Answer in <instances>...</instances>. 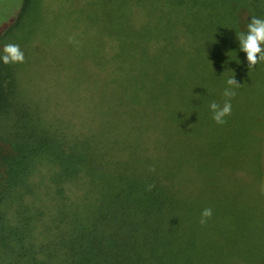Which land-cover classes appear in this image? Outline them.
Returning a JSON list of instances; mask_svg holds the SVG:
<instances>
[{"label": "trees", "instance_id": "trees-1", "mask_svg": "<svg viewBox=\"0 0 264 264\" xmlns=\"http://www.w3.org/2000/svg\"><path fill=\"white\" fill-rule=\"evenodd\" d=\"M34 1L22 0L12 27ZM121 1L109 0L117 18L103 34L113 45L103 39L98 61L95 53L78 54L67 44L60 51L66 58L78 56L81 71L63 66L60 77L39 81L41 87L59 88L45 97L48 107L60 109L52 114L60 122L49 120L48 108L23 97L19 83L0 71V102L8 104L9 115L18 122L29 118L33 131L45 125L30 140V152L46 161L50 192L58 195L40 237L39 211L25 204V212L18 209L9 224L0 190V264H169L174 259L166 253L185 246L177 238L185 235L197 203L260 202L264 219L259 178L239 165L235 144L213 119L204 93L171 65L173 37L182 39L187 31L167 11L191 15L192 7L184 0ZM245 1L250 0L231 7L246 10ZM143 14L157 15L159 26L140 30ZM92 82L97 91L89 95ZM101 96L102 105L89 112L87 102ZM28 160L3 163L20 183L28 179ZM149 185L154 187L148 190ZM31 187L27 183L25 189Z\"/></svg>", "mask_w": 264, "mask_h": 264}, {"label": "rangeland", "instance_id": "rangeland-1", "mask_svg": "<svg viewBox=\"0 0 264 264\" xmlns=\"http://www.w3.org/2000/svg\"><path fill=\"white\" fill-rule=\"evenodd\" d=\"M118 1L121 5L122 1ZM184 1L192 7L191 15L186 11H167L172 15L170 19L173 16L178 19L177 27L187 31H182V39L173 37L176 48L173 49L175 54L171 65L185 75L189 84L204 93L209 105L215 102L222 108L225 101L230 99L231 114L224 117L226 123L221 125L228 139L235 144L239 165L254 170L256 179L259 178V184L264 189V61L249 69L247 53L240 49L237 38L239 33L247 34L251 17L264 19V0L245 1L246 10L231 7L243 0ZM21 3L22 0H0V56L3 55L4 46L12 43L19 45L25 57L22 63L5 64L0 59V71L8 73L19 83L23 97L30 95L31 100L37 101L43 109L48 108L46 113L50 116L46 117L58 123L59 118H54L52 114L60 113V109L48 107L45 96L59 88L41 87L39 81L43 80L42 77L50 81L53 77H60L63 66L81 71L78 56L66 58L60 51L67 44H71L69 47L78 54L95 53L98 61L105 47L103 39L113 45L103 30L111 29L117 18L116 12L112 11L109 0H35L22 22L12 27L11 21ZM161 11L159 8V13ZM158 19L157 15L143 14L140 30L157 28ZM68 34L76 36L68 37ZM166 35L171 41L172 34ZM99 36L102 38L98 39ZM70 38L76 43H71ZM113 41L118 42L116 38ZM261 47L264 48V44ZM118 49L115 48L116 51ZM233 76L241 86H233L231 90L236 94L228 98L224 96L225 89L229 87L226 81ZM84 77L90 78L88 75ZM62 82L66 84L65 78ZM96 86L92 82L89 95L97 91ZM86 98L88 100L89 97ZM102 100L101 96L96 103L87 102L89 112L101 106ZM9 110L7 103L0 102V190L5 192L2 209H7L9 224L14 225L18 209L25 212V204L36 208L40 214L37 233L43 237L44 228L54 212L52 209L58 202V195L56 197L50 192L46 176L48 165L46 161L39 162L40 158L32 155L30 148L33 142L30 140L38 138L44 132L45 125L38 124V129L33 131L29 118L18 122L9 115ZM31 134L34 136L31 137ZM22 135H27L30 143ZM18 156L24 161L26 157L29 158L30 163L28 179L20 183L21 180H14L4 166L7 160L18 159ZM27 183L33 186L31 191L25 189ZM259 193L263 194L261 191ZM232 200L234 203L207 201L197 203L192 208L190 212L195 216L190 217L185 235L177 238L185 246L166 253V256L174 259L169 264H264V219H259L260 210L257 208L261 203L253 204L251 200L241 202L237 198ZM206 208L212 210V216L202 224L201 213Z\"/></svg>", "mask_w": 264, "mask_h": 264}, {"label": "clouds", "instance_id": "clouds-1", "mask_svg": "<svg viewBox=\"0 0 264 264\" xmlns=\"http://www.w3.org/2000/svg\"><path fill=\"white\" fill-rule=\"evenodd\" d=\"M247 34L239 33L237 38L240 41V49L243 52L247 53V61L249 69L254 68L259 62L264 61V48L261 47L264 44V19L258 18L256 16L251 17L250 22L248 23ZM71 43H76V41L70 38ZM24 53L21 51L18 44H6L3 49V55L0 56V59L3 60L5 64L9 63H22L24 62ZM228 88L224 91V96L231 98L235 96V92L231 90L234 87H240L235 78V76L230 77L226 81ZM210 109L213 112V119L218 124L226 123L224 117L231 114L232 105L229 100H226L223 107L221 108L217 103L212 102L210 104ZM154 171V169H151ZM154 185H149L151 190ZM212 216V210L206 208L201 213L202 224L207 222V219Z\"/></svg>", "mask_w": 264, "mask_h": 264}]
</instances>
